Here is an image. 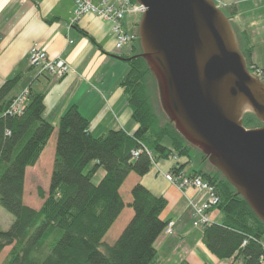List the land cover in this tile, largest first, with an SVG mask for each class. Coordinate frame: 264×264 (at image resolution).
Returning a JSON list of instances; mask_svg holds the SVG:
<instances>
[{"label":"trees","instance_id":"trees-1","mask_svg":"<svg viewBox=\"0 0 264 264\" xmlns=\"http://www.w3.org/2000/svg\"><path fill=\"white\" fill-rule=\"evenodd\" d=\"M222 11L229 20L236 12L232 5ZM235 33L250 72L264 82V68H257L250 60L254 46L249 34L245 30ZM134 34L132 55L125 58L129 70L120 83L137 124L132 134L117 129L93 136L76 105L70 106L54 126L44 118V94L30 86L23 111L9 114L12 93L22 75L0 85V206L13 215L9 228L0 231V253L10 246L2 264H157L154 243L165 233L168 221L161 218V212L167 200L140 183L130 187L126 200L120 188L129 174L142 176L159 160L185 158L169 170L177 173L183 172L196 153L200 161L206 158L165 116L161 122L150 90L152 82L156 92L155 82L140 56L137 29ZM157 107L160 111L158 102ZM242 123L246 128L262 124L252 113L244 114ZM55 129L48 192L45 196L38 190L43 202L35 209L23 201L25 171L37 163ZM100 167L104 174L94 183L92 177ZM188 174L211 184L218 197L212 209L222 214L220 221L202 227L201 240L208 251L218 260L261 264L264 222L216 169L195 167ZM124 208L131 209L130 218L115 241L105 244L103 238Z\"/></svg>","mask_w":264,"mask_h":264},{"label":"crops","instance_id":"crops-1","mask_svg":"<svg viewBox=\"0 0 264 264\" xmlns=\"http://www.w3.org/2000/svg\"><path fill=\"white\" fill-rule=\"evenodd\" d=\"M222 1L235 7L230 23L235 32L245 30L249 34L254 46L251 56L254 62L259 46H264V0ZM73 8V0H0V85L17 74L22 75V80L28 79L27 85L17 87L12 94L17 95L28 86L43 93L44 118L54 126L70 106L76 105L88 120L93 136L117 129L132 134L137 124L131 117L120 85L129 70L125 60L130 55L129 49L116 48L110 23L94 14L82 15L68 28ZM134 16L136 20L139 15ZM34 45L49 57L63 58L70 66L69 72L61 78L36 73L28 62V52ZM129 48L131 51V43ZM263 55L264 49L261 51ZM257 65L264 68L262 64ZM39 159L34 166L26 168L25 175L28 169L38 165ZM185 161L184 158L159 160L142 176L129 174L125 180L128 185L123 187L124 182L120 191L129 200L130 187L140 183L152 194L167 200L161 218L173 221L174 225L169 234H160L154 243L157 264H179L182 261L189 264H235L238 260L224 262L208 251L201 240L202 228L195 231L194 238L186 241L188 219L204 193L193 187L181 191L165 178V173L175 163ZM130 216L129 211L120 229ZM211 217L216 220L219 216L216 213Z\"/></svg>","mask_w":264,"mask_h":264},{"label":"water","instance_id":"water-1","mask_svg":"<svg viewBox=\"0 0 264 264\" xmlns=\"http://www.w3.org/2000/svg\"><path fill=\"white\" fill-rule=\"evenodd\" d=\"M135 1L144 8L140 56L162 113L264 222V82L230 20L213 0ZM246 113L262 124L244 127Z\"/></svg>","mask_w":264,"mask_h":264},{"label":"built area","instance_id":"built-area-1","mask_svg":"<svg viewBox=\"0 0 264 264\" xmlns=\"http://www.w3.org/2000/svg\"><path fill=\"white\" fill-rule=\"evenodd\" d=\"M214 1V0H213ZM215 2V1H214ZM74 8L72 16L68 23V28L72 27L77 20L84 14H94L111 25V33L114 36L116 48H121L124 44L132 42L135 38L134 33L127 32L123 26V19L127 13H135L140 15L144 8L135 0H73ZM217 7L218 4L215 3ZM220 8V7H219ZM28 62L31 67H34L39 75H50L57 78L63 77L70 70L68 63L60 57H49L47 53L34 45L28 52ZM27 89H24L20 94L16 95L7 110L9 114H20L27 102ZM138 151H133V155L137 156ZM174 160L177 157L173 156ZM165 178L168 182L183 191L186 187L204 193V197L193 206V217L197 220L193 221V226L197 227L210 223L208 212L218 203V197L214 187L199 176H192L184 172L165 173ZM173 221L167 223L164 230L169 233L172 230ZM261 264H264V256L261 257Z\"/></svg>","mask_w":264,"mask_h":264},{"label":"rangeland","instance_id":"rangeland-1","mask_svg":"<svg viewBox=\"0 0 264 264\" xmlns=\"http://www.w3.org/2000/svg\"><path fill=\"white\" fill-rule=\"evenodd\" d=\"M216 4H218V6L221 9H225L228 8V4H226L225 2H223L222 0H214ZM135 13H127L124 16V29L127 32L130 33H135L136 29L138 26L135 25V28L133 29V22H135L136 20L139 21L141 14L138 16V18L136 20H134L136 17L134 16ZM139 19V20H138ZM130 43H126L124 44L122 47V50H126L129 49V53L131 54L130 51ZM264 49V46H259L258 48V53H256V56H254V63L252 61V52L250 55V60L251 62L254 64V66H256L257 68L261 69L262 67L258 66L257 64H262V66H264V55L261 56V51ZM132 55V54H131ZM33 69H35L33 67ZM36 71V69H35ZM37 73V71H36ZM28 79L22 80L20 81L18 87H23L24 85L28 84ZM151 82V80H150ZM150 90H151V94L153 96L152 100L154 103V106L156 108V111L158 112V115L160 117L161 122L165 120L164 118V114L162 113V111L160 112L158 107H157V102L158 100H156L157 94L154 90V85L152 84V82L150 83ZM27 91H29V88H26ZM22 92V91H21ZM20 92V93H21ZM18 93V94H20ZM17 94V95H18ZM16 95H14L15 97ZM28 96V94H27ZM156 96V97H155ZM160 108V107H159ZM55 141H56V129L53 131V133L51 134V136L49 137L46 146L44 147L43 152L41 153L38 165L34 168L28 169L25 175V181H24V188H23V201L26 205L38 209L43 200L41 198L38 197V190L41 189L45 196L47 195L48 192V185H49V178H50V173H51V169H52V160H53V155H54V148H55ZM172 159H174L173 157H171ZM185 159V158H184ZM201 168L203 170L206 171H211L213 168L207 163L206 160H201L200 161V154L196 153L195 154V158L190 161L189 163H187L186 166H184L183 168V172L185 174L190 173L193 168ZM104 174V170L103 168H99L97 170V172L93 175L92 177V182L97 183L103 176ZM126 185H128V180L125 182L123 187H126ZM124 191V188H123ZM123 198L125 199L126 196L123 192ZM130 211L131 213V209L128 208H124L123 211L121 212L119 218L116 220V222L113 224V226L109 229V231L107 232V234L105 235V237L103 238V242L105 244H112L115 239L117 238V236L119 235L120 231L122 229L121 226L124 223V221L127 219V213ZM191 213V210H190ZM208 216H209V221L213 222V221H220L222 214L216 210V209H211L208 212ZM219 216L218 219L213 220L212 217L210 218V215H214L216 214ZM191 215V214H190ZM189 223H188V227L187 230L189 231L188 234H186V241L188 242L189 239H191L192 237L194 238V233L195 231L197 232V230L199 231L202 228V225H199L197 227L193 226V221L197 220L195 217H193V215L190 216V218L188 219ZM13 221V215L11 213H9L7 210H5L3 207L0 206V231H4L7 230L10 226V224ZM170 222V221H169ZM174 225V223H173ZM172 225V227H173ZM171 232V231H170ZM169 232V233H170ZM169 233H165V234H169ZM263 245H264V240H263ZM10 249L9 247L4 248V250L0 253V264H2L6 258V255L8 253ZM222 261H226V260H222ZM239 262L236 261L235 264H238ZM240 264V263H239Z\"/></svg>","mask_w":264,"mask_h":264},{"label":"bare ground","instance_id":"bare-ground-1","mask_svg":"<svg viewBox=\"0 0 264 264\" xmlns=\"http://www.w3.org/2000/svg\"><path fill=\"white\" fill-rule=\"evenodd\" d=\"M176 164V163H175Z\"/></svg>","mask_w":264,"mask_h":264}]
</instances>
